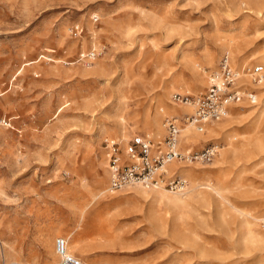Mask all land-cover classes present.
Here are the masks:
<instances>
[{
  "label": "rangeland",
  "instance_id": "rangeland-1",
  "mask_svg": "<svg viewBox=\"0 0 264 264\" xmlns=\"http://www.w3.org/2000/svg\"><path fill=\"white\" fill-rule=\"evenodd\" d=\"M91 50L92 62L79 61ZM223 56L237 71L264 67V0H0V264H59L57 238L88 264H262L264 246L242 245L244 224L233 208L264 216V151L248 144L264 141L257 119L264 78L256 87L249 77L240 83L255 90L256 105L231 107L218 139L206 126L204 133L186 128L174 98L202 94ZM144 112L160 128L165 118L178 120L181 151L217 147L210 162L165 168L184 188L190 181L176 167L214 173L228 200L202 210L207 225L189 217L194 237L186 246L176 213L163 211L156 223L137 211L150 201L134 188L108 190L106 141L122 147L135 135L165 136V128L158 138L156 126L139 124ZM186 129L204 138L185 142ZM228 142L245 151L219 166ZM257 225L264 234V221Z\"/></svg>",
  "mask_w": 264,
  "mask_h": 264
},
{
  "label": "built area",
  "instance_id": "built-area-1",
  "mask_svg": "<svg viewBox=\"0 0 264 264\" xmlns=\"http://www.w3.org/2000/svg\"><path fill=\"white\" fill-rule=\"evenodd\" d=\"M82 28L76 25L71 30V37L78 39ZM97 57L96 51L79 55V61L90 63ZM253 85L260 84L264 78V67L257 65L243 70ZM213 82L198 97L176 95V102L193 103L194 113L185 116L184 122L193 124L198 133H204L205 124L222 120L231 107L243 102L256 105L255 90L238 84L239 73L231 66L227 56H223L218 65ZM165 136L157 141L148 136L135 135L122 147L114 141H106L108 188L110 191H122L129 186L164 188L171 193L180 192L186 182L176 173L166 175V166L172 162H210L216 152L214 146L201 151H181L179 141L181 126L176 118H165ZM55 253L60 258L59 264H88L71 255L67 249V240H55Z\"/></svg>",
  "mask_w": 264,
  "mask_h": 264
},
{
  "label": "bare ground",
  "instance_id": "bare-ground-1",
  "mask_svg": "<svg viewBox=\"0 0 264 264\" xmlns=\"http://www.w3.org/2000/svg\"><path fill=\"white\" fill-rule=\"evenodd\" d=\"M237 1L240 4L249 5L250 3H255L257 0H237ZM250 9H251V7H250ZM229 44L232 45L231 40L229 41ZM260 63L262 65H264V57L260 58ZM243 70H245V68L244 69L240 68L237 71L239 73V78H240L238 81L239 84L243 83L244 82L243 80L247 79L246 77H248L247 74L244 73ZM217 71L213 72L209 76L208 86L213 82L214 78L212 76L213 75L216 76ZM197 83L201 84L202 82H201V80H199V81L197 80ZM197 83H195L196 84L195 86H197ZM263 84H264V81H263ZM250 85H253V84L250 82ZM259 85L260 84L255 85V87L259 86ZM208 86H207V88H208ZM165 93H166V89H163L162 92L157 95L158 99L161 100L165 96ZM256 102H257V98H256ZM181 107H183L182 108L183 112L187 114L185 116H189V115L194 113L193 103L183 104V106H181ZM159 111L161 112V110H159ZM228 112H227V114H228ZM226 115L224 117L225 118L224 122H220L224 119L223 118L220 121H217V122L210 121V122L205 124V126L212 124L211 126L207 127L208 137L212 136V137L218 139L219 138L218 136L223 134V132L228 128V126L231 123V117H230V115H228L226 117ZM185 116H183V117H185ZM257 119H258V121H260V123L262 120L264 122V108L261 111V113ZM139 124L143 128L156 126V130H155L156 133L155 134L157 135L158 138H160L159 135H161V132L165 131V130H163V131L161 130V128L162 129L164 128V125H161V128H160L158 123H157V117L155 115H152V113L149 114L147 112H144V116L141 119V121L139 122ZM186 124L188 125V127H186V128H189V127L195 128L193 126V124L192 125L188 124V123H186ZM260 126L261 125L257 124L256 128L260 127ZM182 131L183 130L181 129V132ZM183 138H185V142H189V141L197 142L199 140H202L204 137L202 135H199L193 131H189L186 129L184 131ZM120 141L122 144H124L125 143V137L122 136ZM248 144L251 146H254V148H257V150L260 149L259 151H261V152L264 151V141L258 137L254 138V140L249 141ZM214 150L216 152L217 147L214 146ZM243 151H245V144H241L240 146H238L234 143L232 144V143L228 142V146H227L226 150L220 154V158L216 162L219 166L223 165L226 163V160L228 158L235 156L237 154H241ZM172 163H174V162H172ZM168 166L172 167L175 165L174 164L171 165V163H170V164H168ZM176 169L179 170L180 175L182 174L184 177H186L190 181L189 187H187L188 186L187 185L186 188H183L180 192L170 193V195H168L167 190H165L164 188H154V187L153 188H149V187L147 188V187H143V186H129L127 188H131V187L134 188L133 191L135 192L136 195L142 197L143 200L145 199L146 201H150L147 209H144L143 207L142 208L139 207L137 210L139 213H144V216L146 214L150 220H152V221L154 220L156 223H159L161 221L162 214L164 213L163 211H165V213H167V212L176 213L177 218L179 220V231L178 232H179V236L181 239V243H180V241H179V243L182 244L183 246H186L187 242L189 240V237H188L189 233L191 235H193V237H194V234L189 232L187 227H186V222H188L189 217H193V218H195V220H198L199 223L207 225L208 220L203 219L202 210H205V209L209 210L213 203H216V205L221 208V207H223L225 201L228 202V200H226L223 197L222 189H221V187H219V184H218L219 182L218 183L212 182L211 178H212V175H214V173L211 172L212 173V175H211L210 172H204V171L201 172L200 171L201 169H198V168L186 169V168H180V167L177 168L176 167ZM106 172H107V169H106ZM200 176L205 177L202 180V181H204V184L206 185L205 187H200L201 184L199 185V183H198ZM104 177H105V175H104ZM104 177L103 176L101 177L100 175H99V177H97L96 183L98 184V186H101L103 184V182L105 181ZM219 178H220V176L217 173V177H216L215 181H218ZM171 194L173 196H171ZM232 208H233V206H232ZM240 209L235 207V208H233V211L235 212L236 217L240 221H242V223L244 224L243 226L245 229V235H244V238L242 241V245L245 246L248 243H252V244H260V245L264 246V234L257 230V226H258L257 224L259 221H264V216L262 218H258L254 214H250V213L245 212L247 210L243 211ZM220 213H219V217L221 220H223L225 215L224 214L220 215ZM238 228H240V227L238 226ZM229 232H231V231H229ZM67 244H68V242H67ZM229 245L231 246V248L234 247L233 246L234 245V236L229 237ZM67 249H68V247H67ZM54 251H55V242H54ZM56 256H57V254H56ZM57 258L60 261V258L58 256H57ZM221 260H223V259H221ZM12 264H17V263H12Z\"/></svg>",
  "mask_w": 264,
  "mask_h": 264
},
{
  "label": "crops",
  "instance_id": "crops-1",
  "mask_svg": "<svg viewBox=\"0 0 264 264\" xmlns=\"http://www.w3.org/2000/svg\"><path fill=\"white\" fill-rule=\"evenodd\" d=\"M212 124H210V125H207L206 127H208V126H211ZM207 132V131H206Z\"/></svg>",
  "mask_w": 264,
  "mask_h": 264
}]
</instances>
